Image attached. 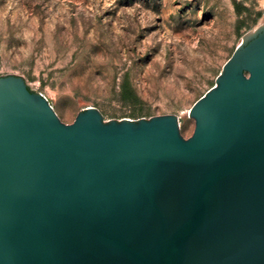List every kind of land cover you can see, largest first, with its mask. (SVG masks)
Masks as SVG:
<instances>
[{
	"label": "water",
	"instance_id": "obj_1",
	"mask_svg": "<svg viewBox=\"0 0 264 264\" xmlns=\"http://www.w3.org/2000/svg\"><path fill=\"white\" fill-rule=\"evenodd\" d=\"M189 117L65 124L0 77V264H264V26Z\"/></svg>",
	"mask_w": 264,
	"mask_h": 264
},
{
	"label": "rangeland",
	"instance_id": "obj_2",
	"mask_svg": "<svg viewBox=\"0 0 264 264\" xmlns=\"http://www.w3.org/2000/svg\"><path fill=\"white\" fill-rule=\"evenodd\" d=\"M264 0H0V77L18 76L65 124L177 116L216 85Z\"/></svg>",
	"mask_w": 264,
	"mask_h": 264
},
{
	"label": "bare ground",
	"instance_id": "obj_3",
	"mask_svg": "<svg viewBox=\"0 0 264 264\" xmlns=\"http://www.w3.org/2000/svg\"><path fill=\"white\" fill-rule=\"evenodd\" d=\"M262 26H264V22H263Z\"/></svg>",
	"mask_w": 264,
	"mask_h": 264
}]
</instances>
